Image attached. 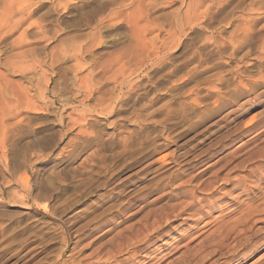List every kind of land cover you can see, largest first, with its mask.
Returning a JSON list of instances; mask_svg holds the SVG:
<instances>
[{
  "label": "rangeland",
  "instance_id": "rangeland-1",
  "mask_svg": "<svg viewBox=\"0 0 264 264\" xmlns=\"http://www.w3.org/2000/svg\"><path fill=\"white\" fill-rule=\"evenodd\" d=\"M263 208L264 0H0V264H228Z\"/></svg>",
  "mask_w": 264,
  "mask_h": 264
},
{
  "label": "bare ground",
  "instance_id": "bare-ground-1",
  "mask_svg": "<svg viewBox=\"0 0 264 264\" xmlns=\"http://www.w3.org/2000/svg\"><path fill=\"white\" fill-rule=\"evenodd\" d=\"M241 179V178H240ZM243 189V188H242ZM208 190V189H207ZM205 196V195H204ZM197 199V198H196ZM200 203H202V202H200ZM204 203V202H203ZM212 205V204H211ZM207 207V206H206ZM209 207V206H208ZM207 207V208H208ZM213 208V207H212ZM211 209V207H209V210ZM264 209V208H263ZM208 210V209H207ZM208 210V211H209ZM256 210H258V209H256ZM258 211H260L261 212V208H260V210H258ZM245 212V211H244ZM251 212H253V211H251ZM208 213V212H207ZM246 213V212H245ZM254 213H257L256 211L254 212ZM259 213V212H258ZM205 215V214H204ZM246 216L248 215V214H245ZM249 215H250V212H249ZM252 215V214H251ZM243 216V215H242ZM248 217V216H247ZM239 218V217H238ZM241 219H243L242 217H241ZM241 222V221H240ZM244 222V221H243ZM242 222V223H243ZM225 223V222H224ZM195 225V224H194ZM230 225H231V223H230ZM196 227V226H195ZM148 242H150V241H148ZM214 243H216V242H214ZM257 244V243H256ZM262 245H264V241H260L259 242V244H257V246L255 247V249H254V251H256V250H258L259 249V247H261ZM253 251V252H254ZM232 252V251H231ZM230 252V253H231ZM253 252H249V254H247V253H245V252H243L239 257H237V259H235V260H233V261H230V262H228V264H238L239 263V261L240 260H242V259H246V257H248L251 253H253ZM136 254V253H135ZM155 254V253H154ZM238 254V253H237ZM236 255V254H235ZM252 255V254H251ZM144 257H143V259L145 258L146 259V261L144 262V263H150L151 261L150 260H152V259H154L155 258V255H153V252H151V253H146V255H143ZM201 257V256H200ZM234 258V257H233ZM259 258V257H258ZM257 260V259H256ZM150 261V262H149ZM137 263L138 264H143V260L142 261H140V259L137 261ZM206 263V262H205ZM78 264V263H77ZM254 264H264V257H262L260 260H258L257 262H255Z\"/></svg>",
  "mask_w": 264,
  "mask_h": 264
}]
</instances>
